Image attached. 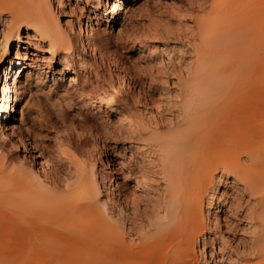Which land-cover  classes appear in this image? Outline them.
Here are the masks:
<instances>
[{"label":"bare ground","instance_id":"6f19581e","mask_svg":"<svg viewBox=\"0 0 264 264\" xmlns=\"http://www.w3.org/2000/svg\"><path fill=\"white\" fill-rule=\"evenodd\" d=\"M104 1L101 7L97 0L84 25L79 22L74 28L72 21L62 25V0H0V232L7 230L0 239V264H198L193 260L201 239L202 260L209 264L204 249L212 239L206 236V225L218 226L219 213L231 204L220 189L231 177V189L247 191L255 200L248 212L256 224L249 226V231L256 226L250 235L257 238L249 250L229 252L241 259L238 263L264 264V0H220L211 15L200 20L196 67L184 101L187 123L169 135L149 137L159 155L155 168L165 178L163 192L150 183L154 146L137 151L143 161L138 162L136 182L150 190L148 195L154 194L147 224H138L141 202L124 187L115 163L107 160L105 167L96 169L94 161L85 160L90 153L85 150L87 137L58 138L52 163L33 135L34 128L23 126L32 74L36 83L52 75L54 84L77 98L84 121L104 120V113L115 109L110 91L83 78L84 71L97 73L84 54L104 56L107 27L117 22L126 26L136 0ZM175 16L189 25L180 9H175ZM247 29L255 32L254 48L247 56L253 58L242 66L246 88L244 109H238L243 115L210 124L207 114L214 109L216 82L223 72L213 60L233 58L227 49L230 37ZM38 43H45L53 57L63 53L61 67L41 66ZM168 63L160 58L161 66ZM114 67L119 89L140 103L128 73L118 69L117 61ZM152 116L146 108V117ZM132 119L129 112L121 113L116 123L138 132L142 124ZM10 148L23 157L10 159Z\"/></svg>","mask_w":264,"mask_h":264},{"label":"rangeland","instance_id":"374dc122","mask_svg":"<svg viewBox=\"0 0 264 264\" xmlns=\"http://www.w3.org/2000/svg\"><path fill=\"white\" fill-rule=\"evenodd\" d=\"M62 1L59 17L62 25H65V21H72L74 28H77L79 22L84 25L89 14L92 13L91 10L97 4V0ZM216 2L220 3V0H136L134 10L130 13L125 27L120 26V22L113 27H107L109 40L103 52L104 56L94 57L91 54H84L97 73L95 70L82 72L83 78H87L89 83L104 86V90L110 91L113 95L111 105L115 109L110 108L107 115L104 113V120L84 121L78 115L81 104L77 98L73 97V94L68 95L62 85L54 84L53 76L50 74L41 76L37 83L34 79L35 75L32 74V84L27 86L30 93L26 97L29 103L24 111L23 126L34 128L33 135L38 137L44 150L48 152L51 162L54 163L57 158V152L52 148L58 138L64 140L70 135L77 138L81 134L87 137L85 150L90 153L86 155L85 160L94 161L96 169L105 167L107 160L113 161L124 187L132 190L136 199L141 202L140 219L142 221L139 220L138 224L143 222L147 224L150 218L152 219V210L148 206L149 198L154 199L153 193L150 195L147 193L150 190L136 182L140 171L138 162L141 159L143 161L140 157L142 154L139 155L138 152H141L140 148L145 151L147 144L154 146L152 151L155 152V163L148 165L149 170L152 171L149 174L150 178L152 177L150 183L154 189L163 192L165 178L161 176L162 173L157 169L158 167L155 168L159 155L155 144L149 137L151 133L169 135L183 129L187 123L184 101L188 81L196 67L197 46L200 42L198 26L202 18L211 15ZM99 3L103 7L106 1L100 0ZM175 9H180L184 15H187L188 26L175 16ZM254 32V30L247 29L232 33L231 44L227 49L233 52V58L219 56L213 60L216 65L222 67L223 72L216 82V97L211 104L214 109L207 114L210 124L220 125L227 120L232 122L231 120H237L243 115L244 111L240 109H244L242 102H244L246 87L242 66L253 58L251 56L247 58V56L254 48L251 36ZM26 45L34 51L31 45ZM36 48L37 57L43 59L44 62L40 63L41 66L49 69L61 67L63 53H58L56 57H53L47 51L45 43H38ZM181 55L183 57H180ZM160 58L169 63L161 66ZM114 61L119 64L118 69L128 73L133 92L138 93L141 98L140 103H136L132 96H126L119 89L113 75L116 71ZM27 72H24V77ZM146 108L152 111V118L146 117ZM127 112L142 124L138 132L130 130L127 126L123 128L116 123L118 116ZM236 113L238 116H235ZM16 117L19 119L21 114L18 113ZM225 117L227 120H224ZM45 119L48 123L46 121L44 123ZM125 123H129V120ZM26 127L22 128V131ZM10 150L8 156L13 161L23 157V153L17 149L10 148ZM126 174L131 175L132 178L124 180L123 177ZM232 184L233 178L231 177L228 178L227 184L220 186V189L226 191L228 199L226 203L232 202L224 206V211L219 213V225L212 228H210L211 225H206V236L212 239V243L206 244L204 249L209 264H235L234 261L236 264H242L237 262L241 259L237 260L239 257L232 256L229 251L233 252L238 248L249 250L254 243V238H257L253 233L250 235L256 226L249 231V226L256 225L255 221L252 223L249 220L248 212L250 204L255 203V200L247 191L244 192L239 188L238 190L231 189ZM205 208L207 210V199ZM146 215H149L148 218ZM245 229L249 232L248 237H245L248 233L244 234ZM3 230L0 232V239L6 235L7 230L5 232ZM202 245L203 239L197 242L194 252L197 258L193 260L194 263L198 260V264H204L201 256ZM211 252H213L212 257Z\"/></svg>","mask_w":264,"mask_h":264}]
</instances>
